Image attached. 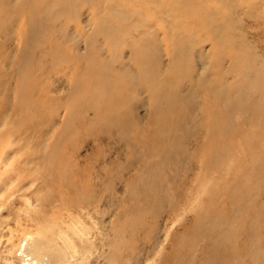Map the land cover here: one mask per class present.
<instances>
[{
  "label": "rangeland",
  "instance_id": "rangeland-1",
  "mask_svg": "<svg viewBox=\"0 0 264 264\" xmlns=\"http://www.w3.org/2000/svg\"><path fill=\"white\" fill-rule=\"evenodd\" d=\"M190 35L209 78L261 111L218 133L199 105L156 136L141 68L168 71ZM256 117L264 0H0V264H31L32 236L53 241L42 253L75 251L65 264H264Z\"/></svg>",
  "mask_w": 264,
  "mask_h": 264
},
{
  "label": "bare ground",
  "instance_id": "bare-ground-1",
  "mask_svg": "<svg viewBox=\"0 0 264 264\" xmlns=\"http://www.w3.org/2000/svg\"><path fill=\"white\" fill-rule=\"evenodd\" d=\"M170 47L171 52L169 55V65L171 67L168 69V71L164 69L162 73H160V71L149 69L147 67H142L140 71V75H142V78H146L147 80L153 81L149 88L150 96L157 105V107H155L153 104V115H161L157 116V119L155 120L157 121L156 127L154 123L152 124L154 135H163L166 130L173 131L175 129V124L180 125L183 119L184 122L187 121L185 117L189 116L188 114L190 113L188 112L187 114L186 110L190 109L191 107H194L195 110H198L199 105L200 108H202V117L198 119L199 126L202 128V126H204L207 120V116L205 115V113H203V110H211L213 112L212 117L213 122L215 124L213 128L218 133L220 132L221 128L227 129L234 120L235 116H247L249 114L253 115V113H258L261 111L260 108L255 105L254 99L249 101L253 97L252 95L241 91H239L237 94H232L233 87L230 83L227 82L228 79L221 78L219 75L215 76L214 78H209L210 76H212V73L207 70L209 65H204V59L202 56L203 53L200 44L195 43V40L193 39L192 35H190V37L188 38L180 36V39L177 44L175 46ZM198 60H202L205 69V73L201 77H198L197 74L194 72V65L198 69L196 70L197 72H199V70L201 69V66L199 69V66L197 64ZM184 64L188 66L187 70L184 69ZM147 66H150V64L147 63ZM207 73L211 74L206 75ZM221 87L222 89H219ZM138 89L139 87L137 88V90ZM251 90L253 92V95L256 96L257 86H252ZM232 95L235 97L234 107L236 109L232 108V104L230 102V96L232 97ZM203 97H205V102L202 103L200 102V99H202ZM114 99H116L115 101L118 102V104H116L117 109L121 110L123 106V98L121 96H118ZM160 102L164 103V109L158 108ZM155 109L157 113L155 112ZM179 112H182L183 116L176 119L174 115H177ZM170 114L171 118H169ZM117 117V121H120V119H122L120 114ZM257 119L258 121L264 124V120L260 118ZM250 126H255V123H251ZM195 133L198 132L195 131ZM156 138L159 139V137ZM73 232H76V230ZM76 233H74V235ZM60 235L62 236V234ZM39 237L42 236H38V238ZM32 238L33 239H30L31 243L28 249H22L23 252L28 251L27 255L30 254L28 258L33 256V259H31L33 260L31 264H41V262H44L46 259H50V261H53L56 264H65L68 258H72V254L75 252L74 251L73 253L71 252L72 254H69L65 250L60 251L57 248H54V246L53 248H51V251L49 253L45 252L47 253L45 254L44 252L42 253L43 243L41 242L44 239H41L40 241L39 239L34 238L33 236ZM59 239H61V237ZM59 241L56 243H59ZM69 241L71 242L72 240L69 239ZM51 242H47L48 248ZM65 242H67V240H65ZM55 245L57 247L61 244ZM44 247L45 246H43V249ZM73 248L76 249L75 246ZM47 257H49V259Z\"/></svg>",
  "mask_w": 264,
  "mask_h": 264
}]
</instances>
